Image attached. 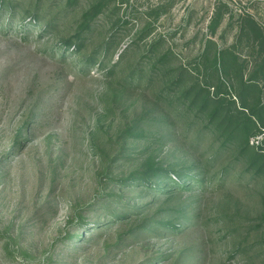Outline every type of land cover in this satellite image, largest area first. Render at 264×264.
I'll use <instances>...</instances> for the list:
<instances>
[{"label":"rangeland","instance_id":"rangeland-1","mask_svg":"<svg viewBox=\"0 0 264 264\" xmlns=\"http://www.w3.org/2000/svg\"><path fill=\"white\" fill-rule=\"evenodd\" d=\"M247 13L264 30V0H0V264H264Z\"/></svg>","mask_w":264,"mask_h":264},{"label":"trees","instance_id":"trees-1","mask_svg":"<svg viewBox=\"0 0 264 264\" xmlns=\"http://www.w3.org/2000/svg\"><path fill=\"white\" fill-rule=\"evenodd\" d=\"M217 15V14H216ZM244 24L240 26V32L246 35V38L248 40H252L254 42V46H257V51L259 54L263 56V61H264V30L261 27V25L258 23V21L251 15V14H246L243 17ZM82 39V37H81ZM222 99V98H221ZM225 101V100H224ZM221 104V102H219ZM245 108L249 111L248 114V124H246V131H251L252 129H256V120L261 121L264 124L263 121V108L264 106L259 104L257 108ZM238 113H244L243 110H238ZM253 117L256 118L253 119ZM228 140H235L236 135L233 132H229ZM224 150L218 151L217 155L214 157V161H218L221 157V153H223ZM258 154L262 156L263 152H258ZM261 159V158H260ZM263 159V157H262ZM264 161V160H263Z\"/></svg>","mask_w":264,"mask_h":264}]
</instances>
